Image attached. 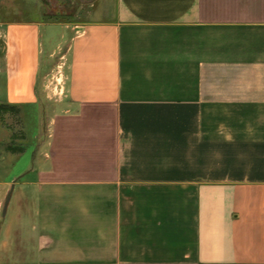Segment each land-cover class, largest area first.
<instances>
[{"label": "crops", "instance_id": "0c3cea01", "mask_svg": "<svg viewBox=\"0 0 264 264\" xmlns=\"http://www.w3.org/2000/svg\"><path fill=\"white\" fill-rule=\"evenodd\" d=\"M91 1L0 261L264 264V0ZM45 24L0 20V104L40 106Z\"/></svg>", "mask_w": 264, "mask_h": 264}, {"label": "rangeland", "instance_id": "374dc122", "mask_svg": "<svg viewBox=\"0 0 264 264\" xmlns=\"http://www.w3.org/2000/svg\"><path fill=\"white\" fill-rule=\"evenodd\" d=\"M91 7V0H0V20L22 19L35 14L46 23L43 33L49 52L43 58L40 106L12 108L0 104V243L11 240V235L4 232L6 225L15 208L23 205L19 202V188H16L4 216L7 195L40 150L32 149L33 146L48 137V122L58 110L64 85L72 27L78 21L91 18ZM1 63L0 58V66ZM0 87V90L4 87L2 81ZM36 133L37 139L33 138ZM5 260L0 264H9Z\"/></svg>", "mask_w": 264, "mask_h": 264}, {"label": "water", "instance_id": "95a60500", "mask_svg": "<svg viewBox=\"0 0 264 264\" xmlns=\"http://www.w3.org/2000/svg\"><path fill=\"white\" fill-rule=\"evenodd\" d=\"M14 188H15V182L13 183L12 188H11L10 192L8 193V195H7V199H6V201H5V205H4V209H3V215H4V216L7 214L8 206H9L10 201H11V199H12V193H13V191H14Z\"/></svg>", "mask_w": 264, "mask_h": 264}]
</instances>
